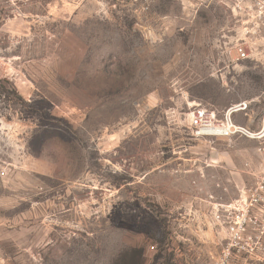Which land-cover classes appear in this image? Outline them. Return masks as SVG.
I'll list each match as a JSON object with an SVG mask.
<instances>
[{
  "label": "rangeland",
  "instance_id": "rangeland-1",
  "mask_svg": "<svg viewBox=\"0 0 264 264\" xmlns=\"http://www.w3.org/2000/svg\"><path fill=\"white\" fill-rule=\"evenodd\" d=\"M216 0H0V264H213L209 194L260 171L257 142L195 141L189 109L264 113V37ZM217 183L221 186L218 187Z\"/></svg>",
  "mask_w": 264,
  "mask_h": 264
},
{
  "label": "built area",
  "instance_id": "built-area-1",
  "mask_svg": "<svg viewBox=\"0 0 264 264\" xmlns=\"http://www.w3.org/2000/svg\"><path fill=\"white\" fill-rule=\"evenodd\" d=\"M216 1L230 10L242 26L241 35L233 37L224 55L233 62L256 56L248 39L264 37V0ZM251 107L250 100L235 102L222 110L195 103L188 113L190 136L195 141L246 138L258 143L261 157L260 171L252 186L239 188L231 198L211 193L203 199L207 205L206 223L221 242L213 264H264V113L258 128L254 120L243 124L236 118L240 114L248 116Z\"/></svg>",
  "mask_w": 264,
  "mask_h": 264
}]
</instances>
